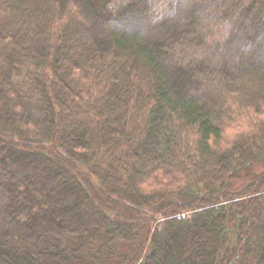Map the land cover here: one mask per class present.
<instances>
[{
	"label": "trees",
	"instance_id": "1",
	"mask_svg": "<svg viewBox=\"0 0 264 264\" xmlns=\"http://www.w3.org/2000/svg\"><path fill=\"white\" fill-rule=\"evenodd\" d=\"M0 264H264V0H0Z\"/></svg>",
	"mask_w": 264,
	"mask_h": 264
},
{
	"label": "rangeland",
	"instance_id": "2",
	"mask_svg": "<svg viewBox=\"0 0 264 264\" xmlns=\"http://www.w3.org/2000/svg\"><path fill=\"white\" fill-rule=\"evenodd\" d=\"M254 118L257 119V117L255 115H254ZM254 118L253 117L252 118H244V119L242 118V119H240V121L237 122V125L234 124L235 126H231V127L227 128L224 132L225 140H227V141L231 140L234 137L236 131H238L239 129L240 130L247 129L249 125H252L253 122H255ZM236 126H239V127H236Z\"/></svg>",
	"mask_w": 264,
	"mask_h": 264
}]
</instances>
